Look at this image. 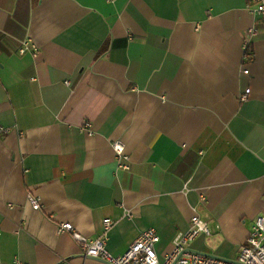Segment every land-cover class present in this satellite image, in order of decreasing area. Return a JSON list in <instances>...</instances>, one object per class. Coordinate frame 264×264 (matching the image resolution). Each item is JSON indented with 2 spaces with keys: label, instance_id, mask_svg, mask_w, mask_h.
Instances as JSON below:
<instances>
[{
  "label": "crops",
  "instance_id": "0c3cea01",
  "mask_svg": "<svg viewBox=\"0 0 264 264\" xmlns=\"http://www.w3.org/2000/svg\"><path fill=\"white\" fill-rule=\"evenodd\" d=\"M0 125V264H109L57 232L104 218L112 255L153 227L162 261L193 214L187 249L234 259L264 215V21L248 0H0Z\"/></svg>",
  "mask_w": 264,
  "mask_h": 264
},
{
  "label": "built area",
  "instance_id": "2783aa9c",
  "mask_svg": "<svg viewBox=\"0 0 264 264\" xmlns=\"http://www.w3.org/2000/svg\"><path fill=\"white\" fill-rule=\"evenodd\" d=\"M248 7L253 15H257L264 21V0H248ZM256 34L255 27H249L246 30L242 39L244 58L248 56L251 38ZM25 50L26 47L23 46L19 49V53H23ZM243 71L247 72L246 69ZM2 131L5 129L0 125V132ZM112 147L118 156V166L126 169L129 157L124 153L122 143L114 141ZM27 200L33 209L39 208V199L34 194L28 193ZM102 224L103 232L95 238L81 235L67 221L58 223L57 232H69L80 244L84 256L99 257L110 264H264V215H258L255 218L252 229L244 242L240 244L238 254L234 259L210 256L187 249L189 243L200 232L208 233L205 222L197 214L191 216L187 229L174 237L172 246L163 254L162 261L159 260L154 247L159 240L155 228L147 227L141 230L126 251L119 255H112L106 248V234L113 221L110 218H104ZM16 264L24 263L17 261Z\"/></svg>",
  "mask_w": 264,
  "mask_h": 264
},
{
  "label": "water",
  "instance_id": "95a60500",
  "mask_svg": "<svg viewBox=\"0 0 264 264\" xmlns=\"http://www.w3.org/2000/svg\"><path fill=\"white\" fill-rule=\"evenodd\" d=\"M199 253H202V254H206V255H210V254H207V253H203V252H199ZM210 256H212V255H210ZM110 264V263H109Z\"/></svg>",
  "mask_w": 264,
  "mask_h": 264
}]
</instances>
